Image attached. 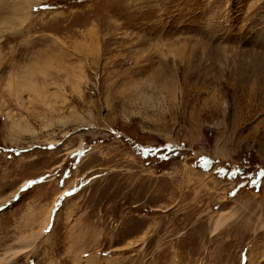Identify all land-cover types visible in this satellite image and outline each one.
<instances>
[{
  "label": "rangeland",
  "instance_id": "374dc122",
  "mask_svg": "<svg viewBox=\"0 0 264 264\" xmlns=\"http://www.w3.org/2000/svg\"><path fill=\"white\" fill-rule=\"evenodd\" d=\"M0 39V264H264V0H42Z\"/></svg>",
  "mask_w": 264,
  "mask_h": 264
},
{
  "label": "bare ground",
  "instance_id": "6f19581e",
  "mask_svg": "<svg viewBox=\"0 0 264 264\" xmlns=\"http://www.w3.org/2000/svg\"><path fill=\"white\" fill-rule=\"evenodd\" d=\"M41 1L42 0H0V24L2 25L6 20L9 22H16L20 14H26V16L30 15V13H32V6Z\"/></svg>",
  "mask_w": 264,
  "mask_h": 264
},
{
  "label": "snow or ice",
  "instance_id": "6c2138e0",
  "mask_svg": "<svg viewBox=\"0 0 264 264\" xmlns=\"http://www.w3.org/2000/svg\"><path fill=\"white\" fill-rule=\"evenodd\" d=\"M206 163V162H205ZM65 175H67V173L65 174ZM67 195V194H66Z\"/></svg>",
  "mask_w": 264,
  "mask_h": 264
}]
</instances>
